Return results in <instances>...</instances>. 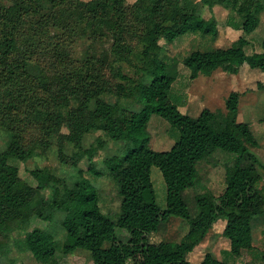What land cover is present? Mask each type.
Segmentation results:
<instances>
[{
  "label": "trees",
  "instance_id": "16d2710c",
  "mask_svg": "<svg viewBox=\"0 0 264 264\" xmlns=\"http://www.w3.org/2000/svg\"><path fill=\"white\" fill-rule=\"evenodd\" d=\"M219 7L229 12L227 24L237 38L227 48L186 56L182 64L190 77L210 76L219 69L237 74L243 65L264 73V40L263 52L245 51L246 37L260 24L264 0H0V126L10 135L0 152V235L15 222L52 219L36 211L45 206L64 214L66 240L61 251L87 250L93 264H189L188 254L217 222L224 225L221 237L229 242L231 255L253 250L251 224L264 216V190L259 188L264 165L249 150L248 146L258 147L250 127L238 120L242 94L228 95L225 114L209 109L197 117L182 114L170 99L178 61L165 57L161 45L189 33L216 39L213 11ZM104 38L110 41L117 67L105 66V54L71 60L78 39ZM121 65L131 68L133 76L124 74ZM106 68L111 78L104 74ZM120 100H132L139 109L124 107ZM153 114L179 133L168 150L147 146ZM19 115L39 122V142L23 143L14 123ZM93 131L127 144L122 156L104 160L118 187L116 220L101 212L97 191L79 167L86 161L85 172L102 175L96 168L97 148L81 147ZM52 140L60 163L77 169L79 179L67 186L47 170H33L30 175L37 182L33 187L13 162L27 164L37 145L47 150ZM67 146L77 151L68 155ZM217 150L233 155L226 168V188L219 196L199 194L192 211L184 194L196 186L197 165ZM152 167L160 170L166 185L164 209L156 202ZM171 218L188 224L185 236L179 242H152V236H163ZM24 245L41 263L55 259L57 245L47 230L28 232ZM261 259L264 262V249ZM200 264L230 263L205 254Z\"/></svg>",
  "mask_w": 264,
  "mask_h": 264
},
{
  "label": "rangeland",
  "instance_id": "374dc122",
  "mask_svg": "<svg viewBox=\"0 0 264 264\" xmlns=\"http://www.w3.org/2000/svg\"><path fill=\"white\" fill-rule=\"evenodd\" d=\"M4 3L5 1H3ZM213 13L217 18L219 30L216 39L189 33L176 39L171 45L161 42L165 50L164 56L170 60L175 59L178 61L179 75L172 85L170 99L173 103L179 105L178 108L182 114L197 117L204 109L220 111L225 114V101L228 95L234 91L240 92L242 96L238 105V120L250 127L258 147L248 146L249 150L264 165V73L243 65L237 74H228L219 69L210 76L199 75L197 78L192 79L190 71L182 64V60L194 51L227 48L236 40V33L227 24L229 12L219 7L215 8ZM246 39L249 41V45L245 48L247 54L263 52L264 12L260 16L258 28ZM109 48L110 41L107 38L96 42L78 39L71 49L70 58L72 61L81 62L88 54L99 58L105 54V66L113 65L117 67V64L113 63ZM121 67L124 74L133 76L131 68L126 65H121ZM103 72L108 78H111L109 76L110 69L106 68ZM106 100L111 103L116 102L115 97H108ZM181 101L185 105L180 106L179 102ZM119 103L127 108L139 109V105L132 100H120ZM17 119L19 122H14L18 124L16 130H20L19 136L25 145H32L42 139L38 121L35 119L25 121L26 119L24 120L22 115H19ZM147 133L149 139L147 146L155 151L168 150L179 139L178 131L156 114L151 116ZM9 140L10 135L7 130L0 126V152L6 149ZM81 147L84 149L97 148L96 168L102 175L96 177L85 172L87 169L86 161L82 162L79 167L84 170L83 176L91 181L97 191L101 212L112 220H116L120 211L118 187L106 169L104 160L112 156H122L126 151L127 144L111 141L103 132L93 131L84 137ZM57 149L54 140L51 141V147L47 150L37 145L33 158L27 164L16 162H13V164L19 167L20 176L33 187L37 185V182L30 175V171L33 170H47L58 178L60 183L72 186L79 179L78 170L61 164ZM74 151H77V149L67 146L66 153L68 155H71ZM232 158V154L217 150L210 158L197 165L198 179L196 186L184 194L190 210H194L195 198L199 194L208 193L219 196L223 193L226 188V168L230 165ZM151 180L156 202L160 208L164 209L166 207V185L157 167L151 169ZM259 188L264 190V178L260 182ZM49 192H45L46 197L49 196ZM36 211L41 212L43 217L50 214L52 219L32 217L29 220L12 223L0 235V264H93L91 255L87 250L77 249L73 254H65L61 251V247L66 240V231L62 226L63 213L50 211L45 206H39ZM223 226V223L220 222L214 224L205 241L197 246L192 253L188 254L189 264H200L205 254H210L215 259L230 264H264L261 259L264 249V216L253 220L251 224L253 250L243 251L238 257L228 252L229 242L221 237ZM35 228L47 230L53 235L57 245L54 261L41 263L35 260L25 247L26 234ZM188 229L189 226L185 221L179 218H171L163 231V236L154 235L151 237V241L157 243L165 239L168 242H179L188 232Z\"/></svg>",
  "mask_w": 264,
  "mask_h": 264
}]
</instances>
